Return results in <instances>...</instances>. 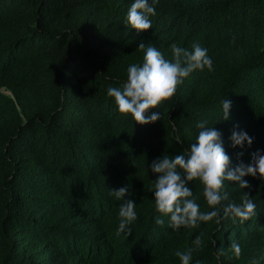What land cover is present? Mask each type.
I'll list each match as a JSON object with an SVG mask.
<instances>
[{"label":"trees","instance_id":"trees-1","mask_svg":"<svg viewBox=\"0 0 264 264\" xmlns=\"http://www.w3.org/2000/svg\"><path fill=\"white\" fill-rule=\"evenodd\" d=\"M133 2L0 0V264H182L176 253L189 249L190 264H264V181H225L229 201L250 194L252 220L174 230L156 211L150 167L186 153L201 121L222 133L230 168L264 152V0H157L140 34L125 25ZM141 42L168 60L173 44L191 51L198 42L214 69L191 73L146 113L161 112L148 125L122 116L108 95L142 63ZM223 99L232 104L226 121ZM233 130L253 144L233 148ZM185 183L211 211L200 182ZM122 187L138 217L129 236L117 234L124 201L109 192Z\"/></svg>","mask_w":264,"mask_h":264},{"label":"clouds","instance_id":"clouds-1","mask_svg":"<svg viewBox=\"0 0 264 264\" xmlns=\"http://www.w3.org/2000/svg\"><path fill=\"white\" fill-rule=\"evenodd\" d=\"M157 0H134L127 13L126 26L135 30L137 34L152 28L150 17L156 15ZM139 50L144 51L141 64L128 67L126 80L122 87H110L108 95L113 97L118 111L122 116H131L140 125L154 124L161 120V112L146 113L151 109H158L163 103L170 101L176 94L184 79L196 70L213 71V61L207 50L200 44H192V50L171 46L172 59L168 60L155 46L143 42ZM232 104L228 99L222 100L223 120H228ZM197 142L193 143L186 153L178 154L174 158L163 156L151 163V172L158 175L154 182V201L156 211L163 217H170L169 226L174 230L183 228H197L200 222L214 221L219 224L221 219H237L243 224L250 221L256 213V204L248 192L241 196V203L229 201V193L225 191V181L235 182L240 189H248L250 185L244 179L252 176L264 181V152L257 151L252 156L251 164H238L230 168V158L226 154L222 133L214 127H207L206 121L198 122ZM238 128V126H237ZM233 148H243L245 143L250 147L253 138L246 131L233 130L230 137ZM185 181H199L203 188V196L211 211L203 213L196 202L193 191L186 186ZM110 195L117 201H124L119 208V227L117 234L127 231L131 235L129 225L137 220L136 204L133 200H126L131 195L128 187L113 189ZM227 202V203H224ZM156 224L163 226L165 220L157 217ZM195 248L202 245L201 237L193 241ZM231 251L236 258L242 252L237 241H231ZM224 249L218 250L223 255ZM182 264H190L192 249L187 252H177ZM258 264V262H254Z\"/></svg>","mask_w":264,"mask_h":264}]
</instances>
